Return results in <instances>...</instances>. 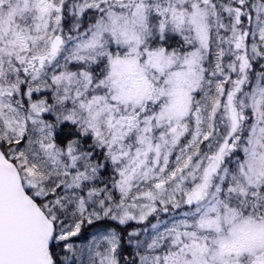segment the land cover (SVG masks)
Returning a JSON list of instances; mask_svg holds the SVG:
<instances>
[{"label":"snow or ice","instance_id":"snow-or-ice-1","mask_svg":"<svg viewBox=\"0 0 264 264\" xmlns=\"http://www.w3.org/2000/svg\"><path fill=\"white\" fill-rule=\"evenodd\" d=\"M0 264H264V0H0Z\"/></svg>","mask_w":264,"mask_h":264}]
</instances>
